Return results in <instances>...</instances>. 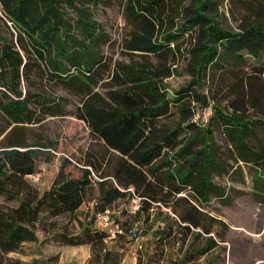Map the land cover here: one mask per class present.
<instances>
[{
  "label": "trees",
  "instance_id": "16d2710c",
  "mask_svg": "<svg viewBox=\"0 0 264 264\" xmlns=\"http://www.w3.org/2000/svg\"><path fill=\"white\" fill-rule=\"evenodd\" d=\"M103 1L0 0V113L16 124L40 122L44 115H61L63 106L58 99L62 98L51 97L45 86L35 80L45 78L71 93L88 96L78 117L122 158L113 175L99 173L98 182L92 180L89 169L80 178L70 177L64 164L52 186L41 192L27 180L28 175L36 173L37 150L3 151L0 195L5 196L6 202H0V264H58L56 257L41 260L36 255L31 261H23L9 255L24 254L25 245L40 241L38 226L44 217L75 215L93 183L99 184V202L89 222L83 224L82 237L64 232L60 237L66 245H90L92 255L87 264H111L113 255L106 246L108 233L95 228V215L109 210L118 200L134 196L132 192L119 190L116 184L123 189L133 188L142 199L136 214L148 211L152 200L145 191L150 185L149 177H155L158 172L155 163L171 154L179 166L186 163L185 171L178 168L165 174L171 181L177 178L183 186L174 187L176 195L188 186L194 187L201 199L218 194L210 180L219 164L210 149L217 124L229 128L231 144L244 161L251 160L248 155H254V161L257 160L254 150L247 147L246 138L251 126L260 123L246 121L241 106L235 104L232 113L216 107L206 126L193 119L197 103L209 105L207 97L198 90L207 72L222 57H250L264 66V5L254 18V0H130L129 7L149 23L151 36H155L149 38L143 51L185 55L191 80L169 93L162 80L171 76L170 69L164 68L161 73L140 71L131 75L133 85L127 91L113 93L112 103H100L91 94L95 70L103 62L99 49L108 36L94 19L91 6ZM226 1L247 11L241 17L232 13L238 22L236 29L223 23L221 6ZM2 24L10 36L2 31ZM172 109L178 111L179 121L170 127L163 119ZM197 141L202 145L200 150L193 149ZM201 159L203 164L196 172L194 168ZM92 166L89 167L96 174L98 171ZM179 200L184 197L180 196ZM9 202L17 205L10 206ZM199 218L196 209L180 215L185 243L193 229L212 233ZM42 231L46 233L45 228ZM170 234L168 230L166 235ZM202 235L201 231L197 232L195 238L199 240ZM216 246L211 238L207 247L195 254L201 256ZM191 256L186 255L183 263L189 262Z\"/></svg>",
  "mask_w": 264,
  "mask_h": 264
},
{
  "label": "rangeland",
  "instance_id": "374dc122",
  "mask_svg": "<svg viewBox=\"0 0 264 264\" xmlns=\"http://www.w3.org/2000/svg\"><path fill=\"white\" fill-rule=\"evenodd\" d=\"M129 1L104 0L91 6L94 19L108 36V41L99 49L103 62L95 70L91 94L92 99L100 103H112L113 93L127 91L133 85L131 75L140 71L161 73L164 68L170 69L171 76L162 80L169 93L191 80L185 55L143 51L149 38L155 36H151L149 23L136 16L129 7ZM261 5L264 0H254V18ZM221 12L224 25L234 29L238 22L234 21L232 13L239 17L247 13L229 1L222 4ZM10 30L16 32L13 27ZM2 31L10 36L3 24ZM170 47L173 49V45ZM35 80L45 86L51 97L59 95L62 98L58 101L62 103L63 112L56 116L44 115L40 122L29 124L13 123L0 113V156L11 149L37 150L36 173L28 175L27 180L41 192L52 186L64 164L72 178L82 177L91 163L98 171V179L92 176L94 182L101 180L99 173L113 175L121 155L109 149L104 140L94 135L88 124L78 117L88 96L71 93L45 78ZM198 91L209 103H197L193 120L201 126L208 124L216 107L224 113H232L235 104L242 107L246 121L260 123L251 126L246 138V145L254 150L257 160L254 161V155H248L251 160L244 161L231 144L229 128L217 124L210 149L219 164L212 171L210 180L219 192L201 199L198 191L190 186L176 195L174 187L183 186L177 178L171 181L165 174L178 168L185 171L186 163L179 166L174 155L167 154L165 160L155 163L156 176L149 177L150 185L145 191L152 200L148 211L144 210L140 215L133 213L132 196L118 200L110 208L114 211L112 228L116 231L115 235L108 233L106 238L107 249L113 255L111 264H264V66L250 57H222L219 64L207 72ZM163 120L173 127L179 121L178 111L172 109ZM201 146L197 141L193 149L200 150ZM202 164L201 159L194 171ZM180 196L184 200L178 201ZM0 202H6L5 196L0 195ZM98 202L99 184L93 183L85 203L75 215L44 217L38 226L40 241L25 245L24 254L11 253L9 256L31 261L38 255L41 260L56 257L58 264H87L92 255L91 246L63 244L60 234L82 237L83 224L89 222ZM8 204L17 205L16 202ZM195 209L200 212L203 227L212 233L193 229L185 243L180 215ZM168 230H171L170 235H166ZM200 231L203 235L197 240L195 235ZM211 238L217 246L201 256L195 254L207 247ZM186 255L191 256V260L183 263Z\"/></svg>",
  "mask_w": 264,
  "mask_h": 264
},
{
  "label": "built area",
  "instance_id": "2783aa9c",
  "mask_svg": "<svg viewBox=\"0 0 264 264\" xmlns=\"http://www.w3.org/2000/svg\"><path fill=\"white\" fill-rule=\"evenodd\" d=\"M87 169H89L91 171L92 176H94L96 179H98L91 167H87ZM116 187L121 191L132 192L134 194L133 200H134L135 206L133 207L132 212L136 213L137 210L141 206V200L142 199L135 195L133 188L123 189L120 186H118L117 184H116ZM113 214H114V211H111L110 209L103 212V213H97L95 215V228L100 230V231H104L106 233H111V234L115 235L116 231L112 228V226L114 225L113 218H112Z\"/></svg>",
  "mask_w": 264,
  "mask_h": 264
}]
</instances>
